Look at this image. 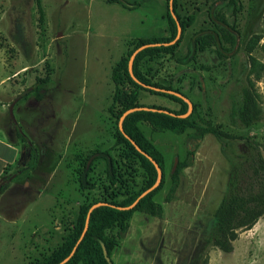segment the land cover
I'll return each mask as SVG.
<instances>
[{"label": "rangeland", "instance_id": "rangeland-1", "mask_svg": "<svg viewBox=\"0 0 264 264\" xmlns=\"http://www.w3.org/2000/svg\"><path fill=\"white\" fill-rule=\"evenodd\" d=\"M112 1L41 0L40 22L36 0H0V264L43 262L63 245L83 205L108 206L105 200L121 201L142 188L146 170L140 163L135 170L122 168L118 157L115 136L127 115L117 124L111 114L112 76L139 40L171 37L170 15L177 21L174 41L181 44L174 55L145 56L142 72L152 82L171 84L186 98L187 114L195 106L197 115L235 140L225 139L224 147L215 136H205L167 202L170 173L195 144L190 140L194 131L176 135L140 123L165 157V182L154 198L163 216L135 212L126 232L108 231L118 240L114 264H264V217L251 230L239 232L233 253L212 246L214 215L234 168L252 155L245 140L259 141L264 154V0H239L233 55L220 61L212 49L185 64L180 59L194 35L213 28L208 13L215 0ZM250 49L258 61L254 74ZM45 77L41 101L35 93L18 99ZM250 79L261 119L244 127L232 117L233 99ZM141 104L181 109L148 93L142 94ZM15 122L29 143L19 139ZM102 152L118 160V186L109 183ZM85 166L93 190L81 188Z\"/></svg>", "mask_w": 264, "mask_h": 264}, {"label": "trees", "instance_id": "trees-1", "mask_svg": "<svg viewBox=\"0 0 264 264\" xmlns=\"http://www.w3.org/2000/svg\"><path fill=\"white\" fill-rule=\"evenodd\" d=\"M36 2L40 22H43L44 11L41 0H36ZM112 2H118V0ZM241 8L239 0H215L208 13L213 28L194 35L188 44L185 57L180 59L181 63L194 61L212 49L220 61L233 55L237 48L236 16ZM178 20H180V24L185 30V23L179 16ZM170 24L172 27L170 38L139 40L116 64L112 76L115 92L111 114L116 119L117 124L127 112L144 107L165 110L173 114L137 110L128 114L122 125L125 134L144 152L149 154L162 170L163 178L159 187L142 198L134 208L127 209L144 192L154 186L158 174L153 163L136 149L118 127L115 138L116 145L121 148L118 157L122 168L135 170L136 165L140 163L141 168L148 173V179L144 181L139 191L131 193L124 200L119 201L116 198L105 200L109 204L108 206L94 209L90 214L88 230L81 240L93 204L83 205L63 245L38 264H61L71 256L74 249L76 250L73 256L65 264H114L113 253L118 246V240L115 236H108V231L118 228L120 233L126 232L135 212H142L153 217L161 218L163 216V208L154 202V198L165 182V157L141 130L140 123L147 122L154 131H170L176 135H182L189 130L194 131L190 140L195 144L193 147H187L185 160H180L175 170L170 173L171 187L166 197L167 202L173 200L180 185L181 173L192 166L199 142L205 136H215L221 143H224V147L226 146L225 139L235 140L232 135L224 133L213 122L205 121L197 115L195 106L187 114L189 108L184 99L164 92L174 91L179 93L171 84L152 82L142 72L140 64L145 56L154 54L174 55L179 48L181 41H174L177 36V21L171 15ZM152 44L154 45L152 46ZM143 47L144 49L135 56L131 70L133 55ZM249 62L250 74H254L258 61L252 56L251 49L249 50ZM48 80V77L38 78L35 86L27 89L18 99H23L35 93L36 99L41 101L45 95V85ZM253 88L254 85L250 79L248 85L241 87L237 98L233 99L232 117L236 123L238 122L244 127H251L261 119V109ZM143 93L167 98L179 104L181 109L176 111L160 106L142 105L141 96ZM185 115L187 116L182 117ZM15 129L19 139L29 143L28 137L16 122ZM245 144L252 150V155L242 162L239 160L240 163L234 168V173L230 179L228 192L214 215L215 229L212 235V246L225 254L233 253V243L238 239L240 231L251 230L264 217V154L259 141L246 139ZM100 158L105 162L110 185L118 186V160L109 152H102ZM89 174L90 171L85 166L80 176V185L83 190H93L95 188V184L91 183Z\"/></svg>", "mask_w": 264, "mask_h": 264}, {"label": "water", "instance_id": "water-1", "mask_svg": "<svg viewBox=\"0 0 264 264\" xmlns=\"http://www.w3.org/2000/svg\"><path fill=\"white\" fill-rule=\"evenodd\" d=\"M170 2H171V4H172L173 0H170ZM180 34H181V28L179 27V36H180ZM152 46H153V45H152ZM143 49H144V47L141 48V49H139L138 51L135 52V54L133 55V57H132V59H131V67H132V61L134 60L135 56L138 54L139 51H141V50H143ZM164 92L169 93V94H172V95H176V96H178V97H180V98L186 100V98H185L183 95H181L180 93H177V92H174V91H164ZM137 110H139V109L131 110V111L127 112V113L125 114V116L128 115V114H130V113H132V112H135V111H137ZM143 110L153 111V112H155V111H159V112H161V113L171 114L170 112L165 111V110H156V109H149V108H143ZM191 110H192V105L190 104V111H191ZM171 115H173V114H171ZM186 116H187V115L182 116V117H186ZM121 131H122V133L125 135V137H126L129 141H131V143L136 147V149H137L141 154L145 155L150 161H152V163L155 165V167L157 168L158 173H159L158 183H157L155 186H153L151 189H149L148 191L144 192V193L139 197V199L134 203V205H133L131 208H127V209H132V208H134V207L138 204V202H139L142 198H144L148 193H150L152 190H154V189L158 186V184L162 181V178H163V172H162V170L158 167L157 162H156L155 160H153L149 154H147L146 152H144V151H143V150H142V149H141V148H140V147H139V146H138V145H137V144H136V143H135V142H134V141H133L128 135H127V134H125V132H124L122 126H121ZM176 166H177V163H176V165L174 166V168H176ZM94 208H95V207H94ZM94 208H93V209H94ZM93 209H91L90 212H89V214H88L87 221H86V226H85V230H84V232H83V234H82L81 240H82V238L85 236V234H86V232H87V230H88L89 221H90V214H91V212L93 211ZM81 240H80V241H81ZM75 250H76V249H74V251H73V253L71 254V256H73ZM71 256H70V257H71ZM70 257H68L66 260H64L61 264H65V263L70 259Z\"/></svg>", "mask_w": 264, "mask_h": 264}]
</instances>
